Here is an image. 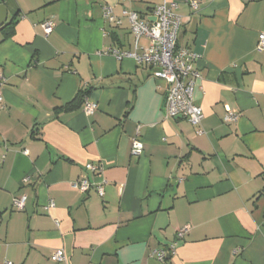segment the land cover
I'll return each mask as SVG.
<instances>
[{
  "label": "crops",
  "instance_id": "obj_1",
  "mask_svg": "<svg viewBox=\"0 0 264 264\" xmlns=\"http://www.w3.org/2000/svg\"><path fill=\"white\" fill-rule=\"evenodd\" d=\"M192 1L0 0V264H264V0ZM168 3L177 45L198 56L203 135L163 118L162 80L107 53L133 50L124 10L148 17ZM226 107L236 123H223ZM80 179L105 182L103 197L76 190ZM57 250L64 262L50 260Z\"/></svg>",
  "mask_w": 264,
  "mask_h": 264
},
{
  "label": "built area",
  "instance_id": "obj_2",
  "mask_svg": "<svg viewBox=\"0 0 264 264\" xmlns=\"http://www.w3.org/2000/svg\"><path fill=\"white\" fill-rule=\"evenodd\" d=\"M192 9H197L198 5L192 0H187ZM177 5L168 3L155 6L151 14L140 16L133 11H123V16L129 24V31L133 37V50H119L110 48L107 53L116 60L131 59L136 66L145 67L150 70L151 76L162 80L166 84V94L163 107V118L166 120L181 118L196 128L197 135H203L201 123L204 118L202 109L194 103L193 93L196 83L200 80V74L195 67L198 56L187 48L177 45L178 34L181 27V17L176 13ZM104 21L112 25H119L120 20L113 15L109 6L102 9ZM153 18L154 21H151ZM55 23L47 20L41 24L44 35H48L54 28ZM141 39L147 40L145 47L139 46ZM256 51H264V33H259L255 47ZM5 79L0 73V107L2 106V88ZM97 109L94 102L84 98L82 112L85 115L93 114ZM239 118V113L226 107L223 116L224 124H234ZM139 129V128H138ZM139 131L132 139L131 154L134 157L141 156L143 144L138 139ZM26 154L27 152L24 151ZM86 169L97 172L98 168L87 165ZM27 178L24 182H27ZM91 184L87 179H80L74 184V188L80 192H87L94 187L97 195L103 197V184ZM25 196H20L13 200L12 208L20 212L25 206ZM53 202H49L47 209L53 208ZM189 231L184 227L177 232V237L181 239ZM174 254L173 247L166 250H159L154 255L160 262H164L167 256ZM53 262H64L65 256L62 250L53 252L50 256Z\"/></svg>",
  "mask_w": 264,
  "mask_h": 264
},
{
  "label": "water",
  "instance_id": "obj_3",
  "mask_svg": "<svg viewBox=\"0 0 264 264\" xmlns=\"http://www.w3.org/2000/svg\"><path fill=\"white\" fill-rule=\"evenodd\" d=\"M0 14L4 15L5 14V10H4V7L2 5H0ZM6 16H3V22L5 21V18ZM151 21H154L153 18L151 19ZM3 22L0 23V26L3 24ZM167 260L169 259V256H167L166 258Z\"/></svg>",
  "mask_w": 264,
  "mask_h": 264
},
{
  "label": "trees",
  "instance_id": "obj_4",
  "mask_svg": "<svg viewBox=\"0 0 264 264\" xmlns=\"http://www.w3.org/2000/svg\"><path fill=\"white\" fill-rule=\"evenodd\" d=\"M80 98H82V97H81V95H78V96L76 97V99L73 101V103H72V104H74L75 102L79 101V100H80Z\"/></svg>",
  "mask_w": 264,
  "mask_h": 264
}]
</instances>
